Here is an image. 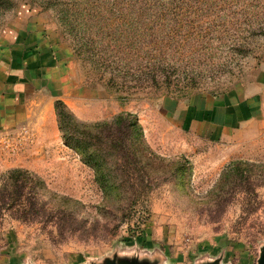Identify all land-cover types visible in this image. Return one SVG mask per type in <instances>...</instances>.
Listing matches in <instances>:
<instances>
[{
	"label": "rangeland",
	"instance_id": "374dc122",
	"mask_svg": "<svg viewBox=\"0 0 264 264\" xmlns=\"http://www.w3.org/2000/svg\"><path fill=\"white\" fill-rule=\"evenodd\" d=\"M76 1L15 0L0 19V49L23 32L42 30L57 58L44 71L59 88L57 99L86 122L121 111L137 114L147 143L173 173L116 171L106 183L64 143L58 126L55 133L37 126L43 110L31 108L29 124L0 136V174L32 170L51 191L72 200H57L54 220L1 217L0 264H258L264 252V30L253 35L236 29L238 18L256 12L244 0H228L225 6L236 16L211 10L200 22L220 26L177 34L174 54L181 63L174 76L182 83L173 91L118 90L74 35L68 16L79 13ZM254 19V27L264 26ZM227 94L237 106L251 101L254 119L227 140L202 119L194 131L188 127L194 108ZM234 160L258 167L250 175H221Z\"/></svg>",
	"mask_w": 264,
	"mask_h": 264
},
{
	"label": "trees",
	"instance_id": "16d2710c",
	"mask_svg": "<svg viewBox=\"0 0 264 264\" xmlns=\"http://www.w3.org/2000/svg\"><path fill=\"white\" fill-rule=\"evenodd\" d=\"M226 1L78 0L75 4L79 13L68 16V21L81 46L87 48L95 68L102 73L110 72V85L118 90L173 91L174 86L182 83L174 76L181 63L174 54L178 48L177 34L183 29L209 33V29L220 26L223 22H200V17L211 10V15L224 11L227 16H236L228 11ZM244 2L256 12L255 17L238 18L241 21L236 29L248 30L253 35L260 33L264 26L254 27V18L264 21V0ZM14 5L15 0H0V19ZM194 14L199 18H191ZM79 16L83 17L79 20ZM80 26L83 29L78 30ZM78 31H84L80 37ZM187 86L183 82L182 87ZM54 106L64 143L77 151L106 183L107 175H115L116 171L117 175H156L161 170L173 173L170 162L147 143L137 114L121 111L111 119L86 122L62 99H56ZM255 167L258 166L252 162L234 160L221 175H250ZM179 170L184 169L179 167ZM59 198L72 200L51 191L32 170L17 167L0 174V218L10 213L23 221L54 220L59 216L56 215Z\"/></svg>",
	"mask_w": 264,
	"mask_h": 264
},
{
	"label": "crops",
	"instance_id": "0c3cea01",
	"mask_svg": "<svg viewBox=\"0 0 264 264\" xmlns=\"http://www.w3.org/2000/svg\"><path fill=\"white\" fill-rule=\"evenodd\" d=\"M56 63L50 41L37 28L19 34L0 49V136L2 132L29 124L31 108L43 110L41 119L35 122L37 126L49 125L53 132L57 130L54 104L59 88L49 84V77L44 72ZM219 100L208 99L210 103L203 108H194L198 112H190L188 127L194 131L197 119H202L207 130L218 132L219 138L227 140L254 119L251 101L237 106L230 94Z\"/></svg>",
	"mask_w": 264,
	"mask_h": 264
},
{
	"label": "water",
	"instance_id": "95a60500",
	"mask_svg": "<svg viewBox=\"0 0 264 264\" xmlns=\"http://www.w3.org/2000/svg\"><path fill=\"white\" fill-rule=\"evenodd\" d=\"M124 264H139V263H136V262H127V263H124ZM207 264H216V263L215 262H211V263H207ZM258 264H264V252L262 253V255L260 257Z\"/></svg>",
	"mask_w": 264,
	"mask_h": 264
}]
</instances>
